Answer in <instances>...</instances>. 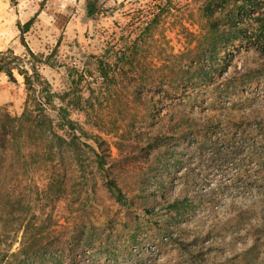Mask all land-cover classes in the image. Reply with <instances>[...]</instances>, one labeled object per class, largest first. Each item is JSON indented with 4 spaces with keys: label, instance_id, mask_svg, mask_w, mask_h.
I'll return each instance as SVG.
<instances>
[{
    "label": "rangeland",
    "instance_id": "obj_1",
    "mask_svg": "<svg viewBox=\"0 0 264 264\" xmlns=\"http://www.w3.org/2000/svg\"><path fill=\"white\" fill-rule=\"evenodd\" d=\"M88 1L0 0V52L36 67L54 94L44 140L53 161L26 173L15 155L14 172L3 159L0 235L13 236L6 250H24L1 264H264V136H241L229 157L227 142L171 138L174 125L149 105L159 95L146 76L163 78L186 48L185 28L199 29L194 0H98L96 19ZM240 70L241 61L227 72ZM14 74L0 71V107L20 116L29 96ZM258 83L240 95L237 119L264 116ZM209 110L194 115L221 113ZM62 113L80 146L67 145Z\"/></svg>",
    "mask_w": 264,
    "mask_h": 264
},
{
    "label": "trees",
    "instance_id": "obj_2",
    "mask_svg": "<svg viewBox=\"0 0 264 264\" xmlns=\"http://www.w3.org/2000/svg\"><path fill=\"white\" fill-rule=\"evenodd\" d=\"M194 5L197 15L194 23L199 29L185 28L186 48L178 54L174 67L163 78L158 80L150 74L146 76L150 93L157 89L159 95L158 99L152 95L148 101L164 120L174 125L169 132L171 138L189 135L195 144L201 146L212 139L214 145H218L217 141L227 142L225 155L231 157L240 145L241 136L256 140L258 136H264V116L247 118L244 115L237 119L234 112L235 108L240 111L245 105L240 103V95H251L255 82H259L256 84L259 87L264 80V0H194ZM87 11L89 18L96 19L103 12V6L98 0H89ZM240 61L242 70L229 74L230 67ZM21 63L23 60L17 55L0 52V71L16 81L14 69H18L24 76L29 96L20 116H12L0 107V190L6 172L4 158L5 161L12 160L9 169L14 172L12 157L15 155L26 173L33 166L45 161L48 164L54 158L44 141L48 126L52 124L48 109L54 105V94L36 67L30 73L20 67ZM211 108H220L221 113L215 110L210 117L197 118L194 115L199 109L209 114ZM60 117L71 127L72 135L69 140L65 139L67 145L80 146L82 142L76 134L79 130L77 125L63 113ZM157 117L155 114L153 120ZM224 123H227L226 127ZM240 129L244 130L243 134H240ZM216 133L218 135L211 136ZM35 140L38 145L33 148L30 143ZM97 162L106 169L103 154H97ZM108 188L119 202L124 200V194L114 180L108 182ZM10 213L4 216L3 212L2 217L13 222L15 218ZM12 237V234L0 235V264L24 250L23 247L17 252L5 249L6 245L14 244L13 240L10 241Z\"/></svg>",
    "mask_w": 264,
    "mask_h": 264
}]
</instances>
